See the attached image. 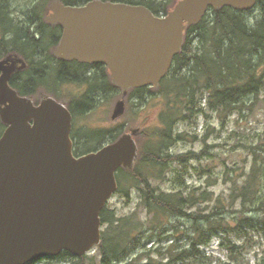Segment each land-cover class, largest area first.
Returning a JSON list of instances; mask_svg holds the SVG:
<instances>
[{
  "label": "trees",
  "instance_id": "trees-1",
  "mask_svg": "<svg viewBox=\"0 0 264 264\" xmlns=\"http://www.w3.org/2000/svg\"><path fill=\"white\" fill-rule=\"evenodd\" d=\"M60 1L65 5L80 6L93 0ZM102 1L142 5L159 17L167 16L176 6H166L165 0ZM39 5L40 7L30 10V22L27 27H23L11 18L7 1H0V30L2 29L6 36L0 39V58L16 55L26 59L32 66L24 74L29 81L54 75L56 82L68 80L89 84L91 87L88 94L77 103L75 109L68 107L76 120V115L96 107L97 93L100 94L104 90L109 93L120 88L115 84L114 88H108V84L96 76L89 78L86 76L88 71L83 68L85 65L77 62L59 61L57 66H50V50L57 47L61 28L52 27L45 21L46 3ZM256 9L260 15L252 22L249 14ZM254 10L210 8L199 24L185 27L181 53L175 57L168 76L158 88H154L157 94L164 97V105L158 117L159 125L148 133L146 142L136 140L139 157L134 167L120 169L117 173L118 192H121L120 189L126 182L140 189L143 205L148 215L152 216L147 222L149 227L146 228L145 223L137 220L134 224L129 222V219L117 218L106 206L101 213L104 227L102 243L96 247L101 264H135L145 259L148 260L145 264H162L151 258V252L147 249L148 243L156 237H159L157 239L160 243L172 239L166 236L170 231L169 217H190L191 209L212 201V194L208 191L201 195L192 191L186 195L188 189L184 188L177 193H158L152 186L151 179L161 180L171 163L177 162L185 167L191 161H200L206 154L205 151L202 154L190 152L179 156L168 153L175 144L186 140L185 135L175 132L179 123L198 118L199 115L208 117L209 112L216 113L224 120L244 109L254 112L264 103L261 99L264 94V0H259ZM29 86L15 85L14 89L23 96H32L39 89H48L46 93L53 96L50 91L57 89L27 88ZM151 90V87L130 90V96L136 100V107H148L153 98ZM5 128L0 119V137ZM114 132L115 130L106 129L85 130L79 139L84 140L89 149L80 151L77 147L74 149L75 156L97 151L105 144L116 141L120 135L115 136ZM72 139H75L74 133ZM250 152L253 159L249 172L245 174L246 178L242 182L232 183L230 207H240L235 210L233 223L228 224L227 217L224 216L226 201L217 199L214 209L222 214L194 216L193 229L196 238L188 248H180L177 244L167 248L169 264H250L245 258L247 249L254 244H264V139L258 145L251 146ZM177 177L178 181L185 184L184 174ZM127 192L124 193L128 197ZM164 219L167 221L164 222ZM255 235L259 236L258 242L255 241ZM232 237L242 239V245L237 244ZM144 238L146 242L142 244ZM216 238L219 239V247L228 256L225 262L208 256L201 250L210 246ZM161 250H156L155 254H162ZM135 252L139 253L134 259ZM87 259V255L76 257L64 251L57 257H46L30 264L42 260L48 261V264H85Z\"/></svg>",
  "mask_w": 264,
  "mask_h": 264
},
{
  "label": "water",
  "instance_id": "water-1",
  "mask_svg": "<svg viewBox=\"0 0 264 264\" xmlns=\"http://www.w3.org/2000/svg\"><path fill=\"white\" fill-rule=\"evenodd\" d=\"M258 2L180 0L159 17L142 5L54 0L47 21L63 29L57 57L107 66L128 94L160 86L182 51L185 27L199 24L210 8L249 11ZM22 62L0 61V119L6 126L0 137V264H30L64 251L82 257L102 243L101 213L118 190V171L132 169L139 157L137 133L75 156L70 109L53 97L35 105L9 86ZM125 107L119 101L114 116Z\"/></svg>",
  "mask_w": 264,
  "mask_h": 264
},
{
  "label": "rangeland",
  "instance_id": "rangeland-1",
  "mask_svg": "<svg viewBox=\"0 0 264 264\" xmlns=\"http://www.w3.org/2000/svg\"><path fill=\"white\" fill-rule=\"evenodd\" d=\"M6 1L11 18L15 20L16 24L23 25V27H27L26 25L30 22V10L40 7L39 4L43 2L46 3L44 6L46 10L44 18L47 21L52 2L51 0ZM179 1L165 0L164 3L166 6L174 7ZM259 15V10H254L253 13L249 14L250 21L255 22L259 18ZM1 30L0 39L6 37L4 36L5 32ZM55 48H51L50 58L53 57ZM94 71L95 69L89 70L86 76H89V78L91 76L99 77L108 84V88H114V83L109 73L97 70L98 73L95 74L96 71ZM50 76L54 77V75ZM55 83L57 89L49 91L70 109H75L77 103L88 94L91 87L89 84L81 81L75 83L64 80ZM151 89L153 98L146 109L136 107V100L130 96V93L124 94L121 89L112 90L109 93L108 90H104L100 94L97 93L96 107L84 114L76 115V120L74 116V149L77 147L80 151H87L89 149L87 148L89 146L84 144L85 141L79 139V136L84 134L85 130L87 131L88 129L115 130L113 133L115 136L136 132V140L142 143L146 142L148 140V133L152 132L159 125L158 117L164 105V97L157 94L153 87ZM39 90L36 92L37 96L34 99L37 103L41 101L43 97L41 94L46 89ZM261 99L264 100V94L261 96ZM121 100L125 102V112L123 115L115 117L114 113L117 104ZM175 132L176 134L185 135L186 140L178 142L171 147L168 150L169 154L179 156L190 152L202 154L204 151L206 154L200 161H191L185 167L177 162L171 163L161 180L151 179L152 186L158 193H177L184 190V188L188 189L186 195L192 191H195L196 195H201L205 191H208L212 194V201L191 209L189 211V214H192L190 217H169L168 226L170 231L166 236H170L172 239L164 240L160 243L157 239L159 237H156L148 243L147 249L148 252H151V258L155 262L162 264H169L166 250L172 244H177L180 248H188L192 240L196 238L193 229L195 223L194 216L210 213L222 214L221 211L214 209L217 199L221 198L226 201L224 216L227 217L226 222L228 224L233 223L232 219L234 218L235 210H239L240 207L239 205L236 208L230 207L232 183L233 181L242 182L246 178L245 174L249 172L253 159L250 152L251 146L258 145L264 139V103H261L254 112L244 109L242 112L235 113L224 120H221L216 113L212 112L208 113V117L206 115H199L198 118L196 117L185 123H179ZM179 174L185 175V184L178 181L177 176ZM120 190L121 192L117 191L109 200L107 208L113 211L117 218L129 219V222L134 224H136L137 220L140 223H145L146 228H148L147 222L150 221L152 216L148 215L143 205L140 189L133 186L132 183L126 182ZM124 192L129 193V196H125ZM165 221L167 220L164 219ZM102 230H104V227ZM232 238L237 244L242 245V239ZM254 238L258 242L259 236L255 235ZM145 242L146 239L144 238L142 244H145ZM160 248L162 249V254H155V251ZM201 250L206 252L208 256L219 258L223 262L228 259L226 252L219 247V239L217 238L214 239L210 246L203 247ZM138 253L135 252L134 259ZM87 256L88 259L85 264H101L96 248L89 252ZM245 258L250 264H262L264 244H254L253 247L248 248ZM147 261L145 259V261L135 264H145ZM35 264H48V261L42 260Z\"/></svg>",
  "mask_w": 264,
  "mask_h": 264
},
{
  "label": "flooded vegetation",
  "instance_id": "flooded-vegetation-1",
  "mask_svg": "<svg viewBox=\"0 0 264 264\" xmlns=\"http://www.w3.org/2000/svg\"><path fill=\"white\" fill-rule=\"evenodd\" d=\"M81 6V5H80ZM50 13H51V11L49 12V14H48V16H47V18L49 17V15H50ZM47 20V19H46ZM50 24V23H49ZM52 27H60L61 28V26L59 25V24H50ZM62 34H63V29L61 28V35H60V38H59V42H60V40H61V37H62ZM59 42H58V44H59ZM58 46V45H57ZM57 48V47H56ZM56 48H55V50H56ZM51 55V54H50ZM50 55H49V57H50ZM10 57H12V58H16V59H18V60H21V61H23L22 62V65L24 66V68L23 69H21V70H18V71H15L12 75H11V77H10V79H9V86L11 87V88H13L14 89V86L15 85H19V86H23L24 84H29L30 86L29 87H27V88H56V77L54 76V77H51V76H47V78H41V77H39L36 81L35 80H28L27 79V77H25V73L26 72H28L29 71V69L32 67L28 62H27V60L26 59H24L23 57H20V56H16V55H9V56H5V57H3V58H0V61H3V60H5V59H8V58H10ZM50 61H52L53 62V65H50V66H57L58 64H59V61H64V62H77V61H67V60H63V59H61V58H59V57H57L56 55H55V51H54V55H53V57H51L50 58ZM78 64H81V65H85V67H83L86 71H89V70H91V69H95V74H97L98 72H97V70L98 71H100V72H104V71H106L107 73H109L110 71H109V69H108V67L107 66H105V65H103V64H84V63H80V62H77ZM19 66H21V63L19 64ZM1 75H2V73H1V71H0V77H1ZM48 82V83H47ZM59 88H61V87H59ZM16 90V89H15ZM46 91H47V89L45 90V92L44 93H42L41 95H43V97H42V99L43 98H45V97H53V98H55L54 96H52L51 94H49V93H46ZM17 92H18V90H17ZM18 94L20 95V96H23V95H21L19 92H18ZM37 95L36 94H33L32 96H28V95H25L24 97H29V98H31L33 101H34V104L35 105H39L40 103H41V101H42V99H41V101L39 102V103H37L34 99H35V97H36ZM56 99V98H55ZM57 100V99H56ZM58 101V100H57ZM74 117V116H73ZM72 133H73V131H72ZM73 142H74V140H73ZM74 146H75V143H74Z\"/></svg>",
  "mask_w": 264,
  "mask_h": 264
}]
</instances>
